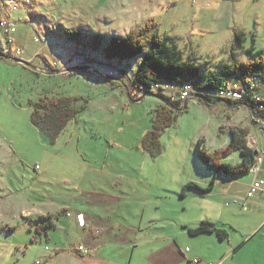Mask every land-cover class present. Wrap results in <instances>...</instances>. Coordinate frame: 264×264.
I'll use <instances>...</instances> for the list:
<instances>
[{"label":"rangeland","instance_id":"obj_1","mask_svg":"<svg viewBox=\"0 0 264 264\" xmlns=\"http://www.w3.org/2000/svg\"><path fill=\"white\" fill-rule=\"evenodd\" d=\"M21 2L26 6L19 7ZM8 15L17 26L10 36L11 47L21 48L25 54L14 60L3 52L8 36L0 27V264L40 262L42 251L38 255L24 252L36 232L34 228L30 235L32 227L25 222L23 211L36 202L28 190L34 183L35 167L53 161L49 183L33 185L40 193L67 189L65 182H76L75 172L85 171H77V166L103 168L106 163L112 171L102 178H125L124 187L150 196L147 218L195 225L203 216L214 219L221 215L222 222L230 225L226 230L234 248L241 242L245 245L235 262L230 260L233 250L227 253L224 264L227 259L226 264H264V210L258 204L262 193L255 194L256 204L246 201L255 173L222 178L210 197L189 195L181 200L178 195L185 184L195 182L204 187L201 181L206 174L209 181L215 176L197 160L198 141L202 140L203 150L211 154L228 146L232 129H248V142L253 137L258 141L262 157L258 182L264 183V120L248 106H207L193 95L183 99L188 108L179 112L175 124L163 133V153L154 158L140 144L153 128L154 111L166 102L158 91L130 94L134 88L128 73L118 75L117 69L125 70L110 66L103 53L110 38L124 36L152 20L156 32L175 41L185 55L197 58L195 62L203 69L231 62L233 53L246 62L254 57L238 49L236 34H244V48H253L254 56L264 51V0H0V23L9 20L5 19ZM74 32L80 36L70 37ZM94 42L98 46L94 47ZM142 59L138 56L125 65L134 74ZM67 63L68 67L96 63L121 82L86 71L60 73ZM46 96L72 97L82 110L55 145L31 121L32 103ZM240 160L239 153L223 158L233 165ZM261 220L262 225L255 229ZM229 240L225 246L230 247ZM12 243L25 250L17 249L12 256L5 247ZM183 244L185 251L194 246L188 241ZM46 246L51 247V242L42 250H49ZM80 247L78 251L84 252ZM221 249L213 246L209 253L221 256Z\"/></svg>","mask_w":264,"mask_h":264},{"label":"crops","instance_id":"obj_2","mask_svg":"<svg viewBox=\"0 0 264 264\" xmlns=\"http://www.w3.org/2000/svg\"><path fill=\"white\" fill-rule=\"evenodd\" d=\"M22 5L26 6L22 2L18 6ZM11 18V15H8L5 19L13 21ZM170 41L183 53L184 60L197 64L195 62L197 58L193 60V57L185 55L175 41ZM242 50H246L244 46L241 52ZM234 60H238V58ZM67 65L68 63L65 68L68 67ZM222 104L231 105L227 102H215L211 106ZM240 106L242 105L237 107ZM249 144L251 145L252 141H249ZM82 158H86L85 154ZM65 161L70 162L69 160ZM84 161L91 165L90 162ZM258 162H260V158ZM53 165H55L54 161L52 164L44 163V167L41 166L39 169L37 168L38 165L34 169L35 174L32 178L34 183L28 190H30L29 196H33L36 202L28 204L27 210L23 211L25 215L23 218L32 227L29 228L30 235H34V228L36 235L26 250L15 243L5 246L8 247V253L12 256H14V252H17V249L19 252L24 249L25 253L32 252L35 255L42 251L39 264H188L189 260L194 258H199L204 263L218 264L225 260L228 257L226 256L227 253L232 252V250L233 255L230 256V260L233 259L235 262L236 256L245 246L243 245L244 242H241L234 248L229 239L230 247L225 246L226 241L219 240L213 233L199 236H192L188 233L187 228H196L204 221L214 223L218 228L226 230L230 225L222 222L221 215L220 218H214L215 220L203 216L202 222L195 225L181 224L179 220L178 222L162 223L161 220L152 217L147 218L146 211L149 209L150 196H145L144 193H140L135 188L124 187L122 182L125 181V178L119 176L102 178L103 175L107 176L104 174L107 173L106 171L111 170L106 163H102L103 168L92 165L93 168L89 165L77 166V171L81 168L85 169L86 172L84 171L83 174L75 172L76 182L66 181L67 189L40 193L33 185L38 182L49 183ZM260 165L259 163L257 165L258 171L260 170L259 173L256 174L253 169L254 181L260 178ZM206 170L212 172L207 168ZM219 176L221 178L218 180ZM206 177L201 181L205 185L204 187L195 182L192 183H195L202 190H207L215 179V185L211 192L189 188L185 192V198H181L180 194L187 183L178 194L179 198L185 200L189 195L210 197L219 184L224 181L222 178L230 179L218 175L216 172L211 181H209V175L206 174ZM262 187V190L258 191L262 193L258 197L262 204L260 202L258 204L264 210V183H262ZM258 192L248 197L247 203L256 204L257 201L254 198ZM251 199L253 200L250 201ZM79 215H84V219L80 220ZM40 217H51L55 225L54 228L46 233L38 234L37 226ZM263 221H258L255 229L262 225ZM181 225L187 227L181 229ZM193 237L202 239L195 241ZM187 241L194 245L192 249L187 248L189 251L184 249L183 242L187 243ZM50 242L52 246H46L49 250H42V246ZM79 246H84L87 251H78ZM213 246L216 248L218 246L223 247L224 249H221L223 255L211 256L209 248ZM227 262L228 259L225 264Z\"/></svg>","mask_w":264,"mask_h":264},{"label":"trees","instance_id":"obj_3","mask_svg":"<svg viewBox=\"0 0 264 264\" xmlns=\"http://www.w3.org/2000/svg\"><path fill=\"white\" fill-rule=\"evenodd\" d=\"M156 27V22L151 20L140 29L133 30L124 36H113L106 42L103 51L105 61L110 63V66L114 64L131 74L132 80H130V83L134 90H129L130 94L136 93V91H138L136 94L142 91L153 94L151 89L157 84L162 86H186L188 84L195 87L199 94L196 96L204 100V104L211 106L213 103L220 101L207 94L219 92L229 85L240 84L248 94L260 90L259 86L255 90H251V80L257 78L258 85L264 86V51L259 56H254L253 48L245 50L251 57H254L246 62H241L239 59L234 60L236 53H233L235 58L231 62L221 63L216 68L207 70L201 68L198 64H194V62L184 60L183 53L168 38L162 37L156 32ZM73 36L79 37L80 35L74 32L70 37ZM236 36V45L241 51L245 41L243 39L244 34H236ZM97 44L94 42L92 45L95 47L98 46ZM138 56H143V59L137 71L132 74L125 63L136 59ZM123 73L125 72L123 71ZM130 97L134 101L137 100L134 96ZM159 97L164 99L166 103L154 111L153 128L146 134L140 144L143 150L154 158L163 153L161 143L163 133L175 124L178 113L188 108V103H185L182 99L173 101L162 94H159ZM74 101L75 99L69 96H46L32 103L31 121L51 144L54 145L68 125L81 114L82 110L75 106ZM249 102L261 104L264 103V100L257 102L250 99ZM229 103L235 106H243V102L230 101ZM230 134L231 140L228 146L211 154L203 150V141L199 140L197 143V160L207 169L230 179L249 174L253 172V169L257 172L260 154L257 149L250 146L247 140L250 130L232 129ZM234 153L240 154V163L233 165L223 162L225 156ZM214 185L215 179L207 190L200 189L195 183H188L181 192L180 197L185 198V192L189 188L211 192ZM54 226L51 217H40L37 232L38 234L46 233ZM187 229L192 236L213 233L221 241L229 239L227 230L218 228L209 221L202 222L196 228Z\"/></svg>","mask_w":264,"mask_h":264},{"label":"built area","instance_id":"obj_4","mask_svg":"<svg viewBox=\"0 0 264 264\" xmlns=\"http://www.w3.org/2000/svg\"><path fill=\"white\" fill-rule=\"evenodd\" d=\"M16 1H11V4L17 5ZM0 27L4 30L5 34L8 36V41L10 44H8V41H6L7 46H5L3 52L5 54H9L14 57L15 59H19L24 56L25 51L22 50L21 48H13L11 45H13V40L10 39V36L17 31V26L14 24L12 21L10 22L9 20H4L0 23ZM14 46V45H13ZM120 72L123 73V71H120V69H117V74L120 75ZM127 72V71H124ZM128 73V72H127ZM130 80H132L131 74H129ZM252 82V88L251 90H255V88L258 86L260 87L258 91H254L253 93L248 94L247 91L240 85V84H233L229 85L227 88L216 92V93H208L207 95L212 96L213 98L219 99L220 102H227L229 103L230 101L233 102H243V105L248 106L249 108H252L253 112L256 113V117L264 120V103L261 104H252L250 103V99L252 101H261L264 100V86L258 85L259 81L257 78L254 80H251ZM161 92L162 95L170 98L171 100H179V99H188L191 96L199 95L198 91L193 87L192 85H175V86H162L160 84H157L154 86L153 89H151V92ZM144 92V91H143ZM252 145L257 148V141L256 138L253 137L252 140ZM262 161V157L260 156V163ZM39 169V167H37ZM260 171V170H259ZM259 171L255 172L256 174L259 173ZM262 184H259L258 180L254 181L253 185L251 186V192L250 196L253 195L254 193L262 190ZM80 220L84 219V215L79 216ZM81 251L86 252L87 250L85 247H80ZM189 251V249L187 250ZM37 264V263H36ZM39 264V263H38ZM189 264H212V263H204L202 260L199 258H194L190 260ZM224 264V261L222 263Z\"/></svg>","mask_w":264,"mask_h":264},{"label":"water","instance_id":"obj_5","mask_svg":"<svg viewBox=\"0 0 264 264\" xmlns=\"http://www.w3.org/2000/svg\"><path fill=\"white\" fill-rule=\"evenodd\" d=\"M21 64L29 67V68H32V69H35L29 62L27 61H20ZM95 65H97L96 63H91V64H87V65H72V66H69V67H66L63 69L62 74H67V73H71L72 71H86V72H92V73H95L97 74L98 76L100 77H103L105 79H108L110 81H114V82H121V80L118 78V77H115L111 74H107V73H102L101 71H99Z\"/></svg>","mask_w":264,"mask_h":264},{"label":"bare ground","instance_id":"obj_6","mask_svg":"<svg viewBox=\"0 0 264 264\" xmlns=\"http://www.w3.org/2000/svg\"><path fill=\"white\" fill-rule=\"evenodd\" d=\"M75 65H78V63L77 64H75ZM100 65H95V67L99 70V71H101L102 73H106V72H103L102 70H100L99 67ZM109 69V68H108ZM110 70V69H109ZM107 74H109V73H107Z\"/></svg>","mask_w":264,"mask_h":264}]
</instances>
